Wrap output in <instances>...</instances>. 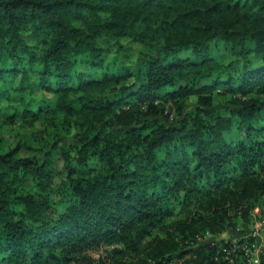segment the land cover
I'll list each match as a JSON object with an SVG mask.
<instances>
[{"label": "trees", "instance_id": "16d2710c", "mask_svg": "<svg viewBox=\"0 0 264 264\" xmlns=\"http://www.w3.org/2000/svg\"><path fill=\"white\" fill-rule=\"evenodd\" d=\"M1 131L0 264H221L188 244L264 199V0H0Z\"/></svg>", "mask_w": 264, "mask_h": 264}, {"label": "built area", "instance_id": "2783aa9c", "mask_svg": "<svg viewBox=\"0 0 264 264\" xmlns=\"http://www.w3.org/2000/svg\"><path fill=\"white\" fill-rule=\"evenodd\" d=\"M253 218L246 228L236 226L232 233L224 231L219 235L206 232L197 235L188 245H201L203 242L217 247L214 260L223 264H259L260 255L264 248L262 239L264 237V218L260 217L257 208L254 209ZM223 258V259H222Z\"/></svg>", "mask_w": 264, "mask_h": 264}, {"label": "rangeland", "instance_id": "374dc122", "mask_svg": "<svg viewBox=\"0 0 264 264\" xmlns=\"http://www.w3.org/2000/svg\"><path fill=\"white\" fill-rule=\"evenodd\" d=\"M122 43H123V45H124V50L121 52V53H118V54H116L115 55V60L116 61H118V62H123V63H125V64H132L133 63V61L134 60H136V58H138L139 57V51H140V49H141V45L139 44V43H137V42H135V41H133V40H131V39H128V38H123V39H121L120 40ZM109 55H111V54H109ZM224 55H226V54H224ZM217 91V90H216ZM216 91L214 92V95H215V99L217 100V101H219L218 102V104H220V100H221V98H219L218 97V93H216ZM195 101V97L194 96H191L190 98H189V100H188V102H194ZM217 104V105H218ZM17 128H21L20 127V125H17ZM7 135H8V131L6 132V131H1V134H0V136H1V138L3 139V140H5V141H7L8 139H7ZM23 154H28L27 152H24ZM257 206H255L252 210H251V212H250V218H249V220L248 221H244V220H237L236 221V226H243V229L244 228H246L247 226H248V224L250 223V221L252 220V218H253V213H255V211H254V209L255 208H257V212L259 213V215H260V217H262V218H264V199L263 198H259V200L257 201ZM238 222V223H237ZM236 226L235 227H228V228H225L222 232H224V231H228L229 233H232L233 231H235L234 230V228H236ZM221 232V233H222ZM157 234H160V232L156 229V230H154L153 231V234L152 235H157ZM264 235V234H263ZM262 245H263V248H264V237H263V239H262ZM142 255H144V253L142 252L141 253ZM186 258L187 257H189V255L188 256H185ZM195 257V256H194ZM223 259V258H222ZM136 260V259H135ZM177 262L179 261V260H176ZM176 261L175 260H173L172 261V263L174 264H179V263H176ZM215 261V260H214ZM180 262V261H179ZM209 262H208V260H205L204 262H203V264H208ZM223 264H231L230 262H223Z\"/></svg>", "mask_w": 264, "mask_h": 264}]
</instances>
